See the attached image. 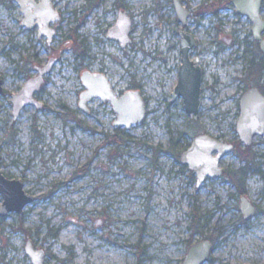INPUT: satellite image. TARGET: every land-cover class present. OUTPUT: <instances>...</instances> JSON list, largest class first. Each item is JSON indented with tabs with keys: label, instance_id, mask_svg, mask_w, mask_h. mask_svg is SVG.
<instances>
[{
	"label": "rangeland",
	"instance_id": "1",
	"mask_svg": "<svg viewBox=\"0 0 264 264\" xmlns=\"http://www.w3.org/2000/svg\"><path fill=\"white\" fill-rule=\"evenodd\" d=\"M52 2L62 14L48 45L19 26L15 2L0 0V171L35 196L20 213L0 217V264H31L27 239L44 250V264H181L190 243L204 239L213 249L205 264H264V135L251 147L259 172L248 173L244 194L222 176L196 187L179 161L197 134L236 138L239 96L256 83L245 72L250 52H243L251 47L250 22L230 0H182L192 13L185 29L198 45L189 56L203 73L193 120L181 98L170 101L181 60L171 0ZM262 10L264 18V4ZM122 11L133 27L124 49L105 37ZM33 55L38 65L49 57L57 63L36 94L41 109L26 107L14 119L10 95L24 83L25 58ZM83 70L105 74L118 95L139 89L146 117L125 130L112 124L107 101L94 98L88 112L80 110ZM181 133L173 149L171 139ZM242 147L236 143L221 160L223 170L244 166ZM242 195L256 206L247 220Z\"/></svg>",
	"mask_w": 264,
	"mask_h": 264
},
{
	"label": "water",
	"instance_id": "2",
	"mask_svg": "<svg viewBox=\"0 0 264 264\" xmlns=\"http://www.w3.org/2000/svg\"><path fill=\"white\" fill-rule=\"evenodd\" d=\"M20 5V10L24 17L20 24L28 30L38 25V35L45 36L48 43L55 36V30L48 27L51 22L60 20L59 14L52 8L50 0H41L36 5V10L31 12L29 6L23 5L21 0H16ZM31 2V0H28ZM234 11L239 16H244L251 23L250 32L252 38L259 43L260 52L264 54V18H262V6L264 0H230ZM174 13L180 25L178 35L180 36V65L177 74V83L173 87L170 101L173 103L177 99L183 101V109L188 118L196 120L199 116L202 105L203 80L202 68L199 67L198 60H192L190 51L196 48L197 41L194 35L185 31L186 22L190 16L189 10L183 5L181 0H171ZM37 15V23L33 19ZM115 23L109 27L105 37L111 41H116L120 49H124L130 42L132 33L131 19L125 11L118 13ZM43 25V26H41ZM229 43V40H226ZM55 58L49 57L43 66H39L37 76L29 78L25 84L12 94V117L17 119L20 112L28 107L35 106L41 108L34 94L39 92L44 81L55 65ZM82 91L78 98V107L83 112H88V102L94 98L110 103L116 118L112 124L117 128L128 130L133 125H138L146 117V103L143 100L139 89H127L118 95L114 92L112 84L107 76L101 72H91L83 70L80 75ZM2 78L0 77V94L3 93ZM239 114L235 123V130L238 139L244 146H249L255 136L264 134V96L258 87H251L241 94L239 103ZM190 145L180 153V163L186 165L196 174L195 185L199 188L205 179H216L221 176L220 160L230 153L232 145L228 142H221L216 137L207 133L193 136ZM0 196L2 198L0 206V217H5L9 213H20L23 208L34 201L35 196L26 192L24 182L16 178H8L0 171ZM240 212L243 218L250 219L255 214V206L246 196L239 199ZM213 252L212 243L208 240H198L190 244L187 252L182 258L181 264H205L209 261V256ZM25 256L29 257L31 264H44V250L35 248L31 239H27L24 245Z\"/></svg>",
	"mask_w": 264,
	"mask_h": 264
},
{
	"label": "trees",
	"instance_id": "3",
	"mask_svg": "<svg viewBox=\"0 0 264 264\" xmlns=\"http://www.w3.org/2000/svg\"><path fill=\"white\" fill-rule=\"evenodd\" d=\"M257 45V44H256ZM255 50V49H254ZM244 54H249L246 57L245 60V72L250 77V79H256L255 85L259 88H262V85L259 84L260 78L263 76L264 73V56H260L255 51L252 52L251 48L247 46ZM114 139H116V136L113 135ZM182 137V133L179 134L176 138L171 139V147L173 149L177 148L179 146V140ZM116 140H119L118 138ZM188 145L183 147L182 149L186 148ZM250 147H247L244 149L247 152V155L243 158L244 166L239 167L237 169L227 170L223 171L222 177H228L229 181L236 187L237 191L240 194H244L245 192V181L247 178L248 173L250 171H256L259 172V162L257 163L255 160V154L249 150ZM180 150V149H179ZM178 151V150H177ZM50 235H56V234H50ZM191 244V243H190Z\"/></svg>",
	"mask_w": 264,
	"mask_h": 264
},
{
	"label": "flooded vegetation",
	"instance_id": "4",
	"mask_svg": "<svg viewBox=\"0 0 264 264\" xmlns=\"http://www.w3.org/2000/svg\"><path fill=\"white\" fill-rule=\"evenodd\" d=\"M13 2H15L16 3V5L18 6V9L20 10V5L18 4V2L16 1V0H12ZM22 2H23V5L25 6V5H27V6H29V10L31 11V12H34L36 9V5H38L40 2H41V0H31V2H29L28 0H21ZM182 1V0H181ZM50 3H51V5H52V8H54V10L59 14V19L60 20H58V21H61V11L59 10V9H57L56 8V6L54 5V3L52 2V0H50ZM263 4H264V2H263ZM184 5V4H183ZM185 6V5H184ZM262 8H263V6H262ZM187 9H188V7H187ZM189 10V9H188ZM263 11V10H262ZM20 12H21V10H20ZM189 12H190V10H189ZM191 13V12H190ZM21 14H22V18H21V20H20V23H19V26H20V24H21V22H22V20H23V17H24V15H23V13L21 12ZM126 14H127V12H126ZM192 14V13H191ZM190 14V15H191ZM129 17H130V19H131V27H132V16H130L129 14H127ZM190 17V16H189ZM188 17V18H189ZM244 17V16H243ZM246 18V17H245ZM247 19V18H246ZM34 21H33V23L34 24H36L37 23V15H36V17L33 19ZM188 20V19H187ZM58 21H56V22H58ZM248 21V20H247ZM54 23L55 22H51L49 25H48V27H50V28H52L53 30H55V25H54ZM186 24H187V22H186ZM251 24V23H250ZM41 26H43V25H41ZM187 26V25H186ZM21 27V26H20ZM21 28H24L25 30H28L27 28H25V27H21ZM186 28V27H185ZM179 29V28H178ZM250 29H251V27H250ZM28 31H35L36 32V34H37V36L38 37H44L45 38V40L47 41V38L45 37V36H39L38 35V25L35 27V28H33V29H31V30H28ZM132 31H133V27H132ZM178 31V30H177ZM185 31H186V29H185ZM56 32H57V30H55V35H56ZM132 34V33H131ZM131 34H130V37H131ZM251 36H252V34H251ZM55 37V36H54ZM53 39V38H52ZM52 39H51V42H52ZM222 40L226 43V44H231V42H233V40H232V37H229V38H226L225 36H223L222 37ZM226 40H229L230 42L229 43H227L226 42ZM197 41V40H196ZM50 42V43H51ZM50 43H48V41H47V44L49 45ZM247 43L249 44V45H251V50H252V52L253 51H255V53L257 52L260 56L262 55V56H264V54L263 53H261L260 52V47H259V43H258V41H256V40H254L253 38H252V40H250V41H247ZM257 44V45H256ZM255 49V50H254ZM190 54V53H189ZM33 57H34V55H33ZM25 58V61H26V63L28 64L27 66H28V69H29V74H28V76H26V78H25V80H24V83L22 84V86L25 84V82L27 81V80H29V78H31V77H34V76H37L38 74H37V71H38V68H39V66H43L44 64H40V65H38V63H37V61H38V58L39 57H34V58ZM37 60V61H36ZM24 61V62H25ZM32 62V63H31ZM55 62H56V59H55ZM57 63V62H56ZM55 63V64H56ZM54 67V66H53ZM52 70V69H51ZM50 74V73H49ZM48 74V75H49ZM48 75H46L45 77H44V81H43V83H42V86L43 85H45V83H46V81H47V76ZM1 77V76H0ZM2 78V77H1ZM2 82H3V78H2ZM2 86H3V84H2ZM21 86V87H22ZM42 86L40 87V89L42 88ZM256 86V85H255ZM255 86H249V87H247V88H245L244 89V91L245 90H247L248 88H251V87H255ZM20 87V88H21ZM256 87H258V86H256ZM19 88V89H20ZM112 88H113V86H112ZM258 89H259V91H260V93L264 96V85H262V88H259L258 87ZM3 91H4V86H3ZM244 91L241 93V94H243L244 93ZM39 92H40V90H39ZM38 93V92H37ZM37 93H35L34 95V98L37 100V98H36V94ZM241 94H240V96H241ZM12 95V94H11ZM10 95V96H11ZM239 96V97H240ZM11 99H12V96H11ZM240 99V98H239ZM144 100V99H143ZM38 101V100H37ZM39 102V101H38ZM39 103H41V101L39 102ZM145 103H146V101H145ZM239 103V102H238ZM31 106V105H30ZM30 106H28V107H30ZM11 107H12V103H11ZM41 107H42V103H41ZM13 108V107H12ZM41 109V108H40ZM238 114H239V112H238ZM238 117V116H237ZM264 135V134H263ZM263 135H261V136H263ZM211 136V135H210ZM257 137H260V136H255L252 140V143H251V145H249V146H247V147H250V151H252L251 150V147L255 144V142H256V138ZM217 138V137H216ZM219 141H221V142H228V143H230L231 145H232V150H231V152H233L234 151V149H235V145H236V143H239V144H241V145H243L242 143H241V141L238 139V136H237V132H236V138H234V139H232V140H225V141H222L221 139H219V138H217ZM188 147V146H187ZM186 147V148H187ZM246 146H244L243 145V147H242V151H245L244 149H246L247 148ZM186 148H184V149H186ZM184 149H182V150H184ZM182 152V151H181ZM180 152V153H181ZM230 152V153H231ZM179 153V154H180ZM245 153L247 154V152L245 151ZM229 154V153H228ZM255 154V153H254ZM225 157V156H224ZM223 157V158H224ZM245 157V156H244ZM243 157V158H244ZM255 157H257V155L255 154ZM222 158V159H223ZM243 158H242V162H243ZM221 159V160H222ZM221 160H220V162H221ZM255 160H256V158H255ZM254 160V161H255ZM179 161H180V156H179ZM219 162V163H220ZM257 162V161H256ZM258 163V162H257ZM221 164V163H220ZM221 167V166H220ZM221 169H222V167H221ZM223 171H226V170H223L222 169V171H221V173L223 172ZM192 172V171H191ZM193 173V172H192ZM223 174V173H222ZM222 174H221V176H222ZM193 175H195V177H196V174H194L193 173ZM220 176V177H221ZM7 177V176H6ZM9 178V177H8ZM207 179H209V178H207ZM206 180V179H205ZM196 181V180H195ZM204 183V182H203ZM202 183V184H203ZM255 206V205H254ZM255 210H256V206H255ZM255 216V215H254Z\"/></svg>",
	"mask_w": 264,
	"mask_h": 264
}]
</instances>
